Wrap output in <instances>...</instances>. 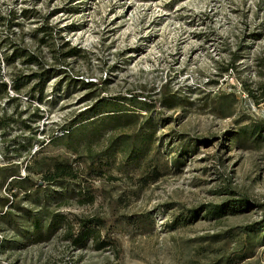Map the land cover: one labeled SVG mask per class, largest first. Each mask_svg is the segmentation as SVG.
Returning a JSON list of instances; mask_svg holds the SVG:
<instances>
[{
    "label": "rangeland",
    "instance_id": "1",
    "mask_svg": "<svg viewBox=\"0 0 264 264\" xmlns=\"http://www.w3.org/2000/svg\"><path fill=\"white\" fill-rule=\"evenodd\" d=\"M10 12L14 24L0 23V78L18 101L0 94V119H7L0 167L17 164L31 185L29 200L19 195L11 211L15 227L22 231L23 210L43 212L44 223L100 218L101 239H113L115 248H74L62 230L45 242H23L14 225L1 223L0 264H264V103L254 104L241 86L264 80L257 67L264 62V0H0V19ZM42 25L52 30L40 44ZM64 42L79 51L65 62ZM17 47L43 58L51 73L42 103L29 98L32 84L18 95L10 89L15 76L41 72L2 63ZM131 96L147 104L130 105ZM98 100L138 114L134 128L122 131L131 139L151 121L147 156L116 154L99 177L73 164L84 169L77 181L44 182L50 161L76 159L59 135ZM32 119L39 131L33 137L22 129ZM120 133L103 135L94 151ZM77 149L84 158L82 143ZM80 191L93 202L79 204ZM0 195L9 197L6 185ZM237 197L251 208L188 218L190 210Z\"/></svg>",
    "mask_w": 264,
    "mask_h": 264
},
{
    "label": "trees",
    "instance_id": "2",
    "mask_svg": "<svg viewBox=\"0 0 264 264\" xmlns=\"http://www.w3.org/2000/svg\"><path fill=\"white\" fill-rule=\"evenodd\" d=\"M22 15H25L26 10L21 11ZM15 13L10 12L7 20L0 19V23L3 25L11 27L14 23ZM52 29L46 25H42L36 29V32L41 34L39 39L40 44L44 43V36L47 37ZM67 50L65 53L59 54L58 50H51L54 54V60L59 62H65L66 58H71L76 56L79 52L76 47H70L68 42L62 44ZM55 48V47H53ZM11 54L5 56L2 59V63L5 65H11L16 61H20V64L25 68L36 67L40 69L41 72H36L26 76H15L11 80L10 89L18 95L21 88H24L32 84L28 96L31 100H36L38 103H42L44 96L43 91L46 82L51 78V73L49 70H43V58L38 57L28 53L23 48H12ZM59 54L61 59H57ZM230 69L233 65H229ZM257 67L260 70H264L263 59H259ZM226 69L224 72H227ZM81 85L85 87L93 86L92 82H87ZM247 96L254 102V104L259 105L264 103V80L257 81L253 83V86L246 87L242 82ZM0 94L2 98H6L10 102L18 101L17 97L10 98L7 93V84L0 78ZM130 105L139 104V102H145V100L139 101L136 96H131L127 99ZM21 114H17L16 118L19 119ZM4 117H1L0 129L6 127ZM38 120V119H37ZM139 120L138 114L129 113L127 110L118 108L116 102L98 100L96 103L92 104L89 108L80 113L74 121L67 124L63 128V133L59 135L65 139V148L69 152L76 154V159L72 161L68 160H52L49 166H46L45 173L43 174V180L46 183H56V182H68L77 181L80 179L83 170L87 171V174H92L97 177L104 175L112 165L113 158L116 154L126 157L127 161H134L140 158L146 157L151 149V145L154 138V130L152 128L151 121L146 122V129L141 131L136 137H131L122 131H131ZM18 121V120H17ZM36 121L32 119L30 123L22 122V129L29 131L33 136H35L39 131L35 127L34 123ZM148 124V125H147ZM264 130L263 127L258 128V133ZM120 131L121 133L111 139L107 140L105 147L102 151L96 153L93 149V145H98L101 141L103 135L114 133ZM135 136V135H134ZM52 142V141H51ZM82 143L85 149L84 158L78 154V146ZM34 155L31 156V159ZM7 165L0 167V189L4 185L8 188L9 197H4L0 195V225L1 223L7 224L12 228L14 225L15 232L19 233V239L23 242H32L38 244L41 242L48 241L51 236L58 230H62V238L67 241L74 248H83L88 242H91L93 249L95 251H101L105 248H115V241L111 238L101 239V232L105 228V221L100 218H78L75 217L74 223H69L65 221L62 216H55L50 220L46 221V215L43 212L32 213L30 211H22L23 214L20 216L21 222L23 223L22 231H18L15 227V221L12 216V210L17 209V198L19 195L22 196L23 201H28L30 196L31 185H28L29 178L22 177L17 164H12L10 160H7ZM75 166H80L83 164L84 169H79ZM10 180V181H9ZM228 195L235 196L234 192L227 191ZM79 204H89L93 202V197L89 193L84 192L77 193ZM251 208V203L245 197H237L235 199L227 200L219 205H205L199 207L198 209L190 210L187 212L188 218L194 220L198 216L204 213L205 217L210 219H221L228 215H235L243 213L245 210ZM264 218V217H263ZM45 224V225H44ZM259 228L262 230L260 237L264 240V219L260 223ZM2 231V230H0ZM4 241L0 240V248L3 246ZM242 257H239L238 260Z\"/></svg>",
    "mask_w": 264,
    "mask_h": 264
}]
</instances>
